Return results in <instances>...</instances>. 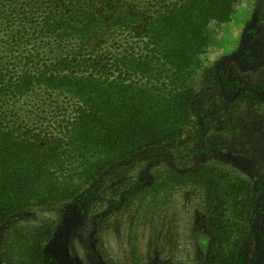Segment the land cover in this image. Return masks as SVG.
<instances>
[{
    "label": "trees",
    "instance_id": "16d2710c",
    "mask_svg": "<svg viewBox=\"0 0 264 264\" xmlns=\"http://www.w3.org/2000/svg\"><path fill=\"white\" fill-rule=\"evenodd\" d=\"M44 1L0 0V226L25 208L64 203L85 180L176 140L191 116L187 78L210 44L209 23L229 21L238 0H56L57 11L31 16ZM129 31L138 32L130 49L120 37ZM255 33L247 30L243 46ZM53 42L66 48L45 49ZM37 88L73 98L53 129L29 124L15 107ZM195 182L209 223L206 264H235L241 230L230 225L251 209L253 185L211 166L199 168ZM53 232L52 222L38 225L27 260H14L10 244L0 264H47Z\"/></svg>",
    "mask_w": 264,
    "mask_h": 264
},
{
    "label": "rangeland",
    "instance_id": "374dc122",
    "mask_svg": "<svg viewBox=\"0 0 264 264\" xmlns=\"http://www.w3.org/2000/svg\"><path fill=\"white\" fill-rule=\"evenodd\" d=\"M39 8L31 16L44 18L60 7L47 0ZM250 28L256 36L243 46ZM209 32L210 44L198 55L200 67L187 78L193 94L183 133L85 180L64 203L14 213L0 226V252L11 244L12 258L27 260L28 234L48 221L54 232L44 247L47 264H206L210 231L204 189L195 175L211 166L252 183L251 209L230 225L241 230L235 264H258L260 254L264 264V192L259 193L264 190V0H238L230 20L210 21ZM136 33L120 35L129 49ZM47 46L66 48L56 42ZM237 51L239 57L227 59ZM15 107L29 124L50 130L71 114L73 98L37 88Z\"/></svg>",
    "mask_w": 264,
    "mask_h": 264
},
{
    "label": "water",
    "instance_id": "95a60500",
    "mask_svg": "<svg viewBox=\"0 0 264 264\" xmlns=\"http://www.w3.org/2000/svg\"><path fill=\"white\" fill-rule=\"evenodd\" d=\"M240 54H241L240 51H237L236 53H233V54L229 55V56L227 57V59H228V58H236V57H239ZM261 258H262V254H260V256H259V263H260ZM259 263H258V264H259Z\"/></svg>",
    "mask_w": 264,
    "mask_h": 264
}]
</instances>
